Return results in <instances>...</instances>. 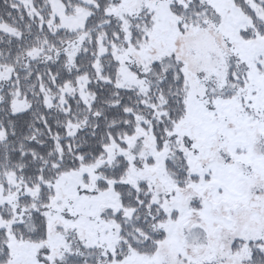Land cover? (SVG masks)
Masks as SVG:
<instances>
[{
  "label": "rangeland",
  "instance_id": "1",
  "mask_svg": "<svg viewBox=\"0 0 264 264\" xmlns=\"http://www.w3.org/2000/svg\"><path fill=\"white\" fill-rule=\"evenodd\" d=\"M52 1L62 28L84 29L85 9L70 5L73 10L67 13L60 0ZM116 1L109 14L127 24L149 21L151 25L142 50L120 52L123 85L147 89L158 83L161 73L180 67L184 74L187 117L177 131L179 152L168 147L158 150L153 138L141 130L125 141L127 147L109 150L110 161L126 157L129 171L125 180L111 181L108 191L97 192L95 176L90 182L81 172L63 176L52 184L55 200L48 213L47 240L12 238L6 264L79 260L109 264L101 258L108 253L98 251L110 249L117 231L104 224L100 215L119 206L115 184L137 187L140 182L149 185L154 202L167 214L161 226L167 238L155 255L129 252L124 264H249L250 243L264 250V74L253 61L264 51V39L260 43L242 40L239 29L247 17L233 0ZM174 7L188 18L178 15ZM79 52L77 42L72 43L66 51L69 66ZM22 108L17 105L14 111ZM0 138L4 139L1 130ZM183 159L193 171L188 174L198 179L179 186L168 174V164L184 169ZM9 176L11 181L16 179ZM20 184L13 183L7 190L0 184V202L16 213L22 196L37 197L40 192L39 186ZM117 262L110 264H121Z\"/></svg>",
  "mask_w": 264,
  "mask_h": 264
},
{
  "label": "trees",
  "instance_id": "2",
  "mask_svg": "<svg viewBox=\"0 0 264 264\" xmlns=\"http://www.w3.org/2000/svg\"><path fill=\"white\" fill-rule=\"evenodd\" d=\"M60 1L67 13L73 10L70 5L86 10L81 32L60 26L52 0H0V130L4 135L0 138V184L6 190L16 182L40 187L37 197L20 198L19 214L0 202V264L9 262L12 238L34 243L47 240L48 213L55 200L52 184L81 172L88 182L98 178L97 192L108 191L111 181L125 180L129 171L126 157L110 161L109 150L127 147L125 141L141 130L153 138L158 150L175 149L178 128L187 117L188 91L180 67L161 73L158 83L147 89L122 83L120 52L142 50L149 21L127 24L109 14L116 0ZM233 3L247 17L239 29L242 40L260 43L264 39V0ZM174 11L188 18L180 8ZM74 42L80 52L69 66L66 51ZM253 61L264 74V51ZM231 73L234 81L235 70ZM17 105L24 109L14 111ZM182 165L184 169L168 164V174L179 186L196 182L198 176L188 174L193 171L184 159ZM194 170L200 174L199 167ZM9 175L16 179L11 181ZM115 186L119 206L100 216L117 234L115 245L113 240L109 250L98 251L108 253L102 262L124 264L129 252L155 255L167 238L161 227L167 214L154 202L146 182L137 187ZM248 250L249 264H264L261 247L250 243Z\"/></svg>",
  "mask_w": 264,
  "mask_h": 264
}]
</instances>
